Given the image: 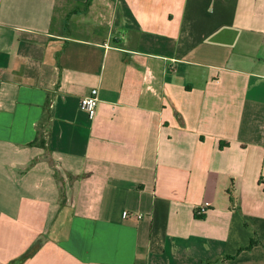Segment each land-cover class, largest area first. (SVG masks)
I'll use <instances>...</instances> for the list:
<instances>
[{
  "label": "crops",
  "instance_id": "0c3cea01",
  "mask_svg": "<svg viewBox=\"0 0 264 264\" xmlns=\"http://www.w3.org/2000/svg\"><path fill=\"white\" fill-rule=\"evenodd\" d=\"M86 1L0 0V264H264V0Z\"/></svg>",
  "mask_w": 264,
  "mask_h": 264
},
{
  "label": "built area",
  "instance_id": "2783aa9c",
  "mask_svg": "<svg viewBox=\"0 0 264 264\" xmlns=\"http://www.w3.org/2000/svg\"><path fill=\"white\" fill-rule=\"evenodd\" d=\"M99 102V90L94 88L90 91V93L83 97L80 101V108L82 111L87 113L88 117L93 120L97 115V106ZM209 208V203L205 202L201 206L197 208L196 214L197 215H204ZM131 214L129 212L123 213V218L130 217ZM137 217L142 218V214H138Z\"/></svg>",
  "mask_w": 264,
  "mask_h": 264
},
{
  "label": "trees",
  "instance_id": "16d2710c",
  "mask_svg": "<svg viewBox=\"0 0 264 264\" xmlns=\"http://www.w3.org/2000/svg\"><path fill=\"white\" fill-rule=\"evenodd\" d=\"M91 3H92V0H87L85 3H82L81 5L83 6V9L84 11H88L89 7L91 6ZM199 216V215H197ZM203 217V215H200ZM258 245H261L260 241L258 240L257 236L253 237V239L251 240V243L249 246L243 248V249H247V250H250L252 249L253 247L255 246H258ZM240 251H243V250H240ZM230 258H233V257H230Z\"/></svg>",
  "mask_w": 264,
  "mask_h": 264
},
{
  "label": "rangeland",
  "instance_id": "374dc122",
  "mask_svg": "<svg viewBox=\"0 0 264 264\" xmlns=\"http://www.w3.org/2000/svg\"><path fill=\"white\" fill-rule=\"evenodd\" d=\"M66 33H68V32H66Z\"/></svg>",
  "mask_w": 264,
  "mask_h": 264
}]
</instances>
